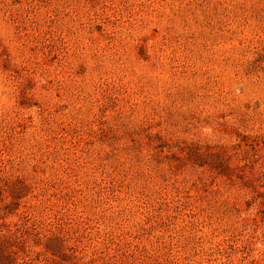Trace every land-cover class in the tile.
I'll list each match as a JSON object with an SVG mask.
<instances>
[{"label":"rangeland","instance_id":"rangeland-1","mask_svg":"<svg viewBox=\"0 0 264 264\" xmlns=\"http://www.w3.org/2000/svg\"><path fill=\"white\" fill-rule=\"evenodd\" d=\"M0 264H264V0H0Z\"/></svg>","mask_w":264,"mask_h":264}]
</instances>
